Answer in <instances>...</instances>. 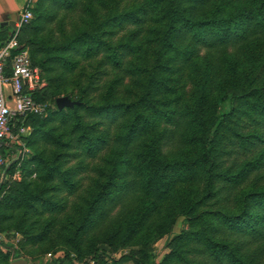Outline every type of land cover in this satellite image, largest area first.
Here are the masks:
<instances>
[{
	"label": "trees",
	"instance_id": "16d2710c",
	"mask_svg": "<svg viewBox=\"0 0 264 264\" xmlns=\"http://www.w3.org/2000/svg\"><path fill=\"white\" fill-rule=\"evenodd\" d=\"M33 2L19 39L55 109L18 122L0 232L66 264H264V0Z\"/></svg>",
	"mask_w": 264,
	"mask_h": 264
},
{
	"label": "built area",
	"instance_id": "2783aa9c",
	"mask_svg": "<svg viewBox=\"0 0 264 264\" xmlns=\"http://www.w3.org/2000/svg\"><path fill=\"white\" fill-rule=\"evenodd\" d=\"M32 3L33 0H28L11 36L0 44V194L12 177L8 172L12 162L9 163L4 150L10 151L13 159L19 157L24 151L21 152L18 144L20 135L31 129L30 125H19L18 122L30 114L46 115L48 110V103L34 97L44 86L42 71L33 63L30 48L19 39L22 27L34 17ZM0 244L15 251L12 246L16 242L2 232Z\"/></svg>",
	"mask_w": 264,
	"mask_h": 264
},
{
	"label": "rangeland",
	"instance_id": "374dc122",
	"mask_svg": "<svg viewBox=\"0 0 264 264\" xmlns=\"http://www.w3.org/2000/svg\"><path fill=\"white\" fill-rule=\"evenodd\" d=\"M32 5H33L32 7H34V2H33ZM52 25L56 26L55 24H52ZM46 84H47V82L44 79V87L46 86ZM9 92H10L9 89H6V93L9 94ZM61 97H67V96H59L57 99H59ZM57 99H56V103H57ZM47 103H48V111L55 109V103L54 102L50 101V102H47ZM27 125H30V124L28 123ZM32 129H33V127H31L30 130H26L23 134L20 135V140H19L18 144L24 147V151L21 153V158H20L22 161L27 159V158H29L31 156V154L33 153L32 148L27 145L28 137L32 133ZM16 130H17V128H16ZM168 148L171 149V150H174V146H172L170 144H168V146L165 147L166 150ZM16 158L18 159L19 157L16 156L13 159L11 155L7 156V159L9 161V163L17 162ZM22 161H20V164L22 163ZM20 164H19V168L17 169V171L12 174V177L10 178L8 183H10V182L12 183L15 180H19L21 178ZM84 174H85L84 175L85 176L84 183H87L89 176L92 175V172L89 171V172H86ZM34 177H35V175H34ZM4 192L6 193L7 191L5 190ZM73 199H75V196L74 197L71 196L70 200L72 201ZM182 226H184V223H183L182 219H180L178 224L175 226L173 231L176 232V231L180 230V227H182ZM8 238L11 241L16 242V245L12 246L15 249L14 252L11 251L7 247H3V251L6 252V253H9L10 261H14L16 259L23 258V259L28 260L29 264H66L65 262H63L64 258L61 257V256H60V258H58V260L55 259V258L58 257V254L61 253L62 251L61 252L59 251V253L57 255H55L53 252H48V253H45V254H42V255H39V256H33V255H29L27 252H25L24 250L20 249L19 242H20V240L23 239V235L20 232H14L12 235H9ZM168 238H169V235L166 233L161 238L156 240L155 242L151 241L150 244H149V249L151 251L152 259H154L157 263L161 262L162 259L171 250L170 246L168 245V241H169ZM101 247L103 248L104 252H106V254H104V259L106 260V264H112L113 260H112L111 256H116L117 258L122 259L131 250V248L129 246L117 247L116 250H112L111 247L109 245H107V244H104ZM134 248L136 250L138 248V245H136ZM75 263L76 264H81V262H79V260H76V259H75ZM128 264H133V261L132 260L128 261Z\"/></svg>",
	"mask_w": 264,
	"mask_h": 264
},
{
	"label": "crops",
	"instance_id": "0c3cea01",
	"mask_svg": "<svg viewBox=\"0 0 264 264\" xmlns=\"http://www.w3.org/2000/svg\"><path fill=\"white\" fill-rule=\"evenodd\" d=\"M27 3L28 0H0V43L4 34L11 36Z\"/></svg>",
	"mask_w": 264,
	"mask_h": 264
},
{
	"label": "water",
	"instance_id": "95a60500",
	"mask_svg": "<svg viewBox=\"0 0 264 264\" xmlns=\"http://www.w3.org/2000/svg\"><path fill=\"white\" fill-rule=\"evenodd\" d=\"M14 26V25H13ZM74 104V102H72L70 100V98L68 97H61L59 99H57V105L60 109L64 108V107H68V106H72ZM14 162H12L10 164V166L13 164ZM12 264H29L28 260L20 258V259H16L12 262Z\"/></svg>",
	"mask_w": 264,
	"mask_h": 264
}]
</instances>
